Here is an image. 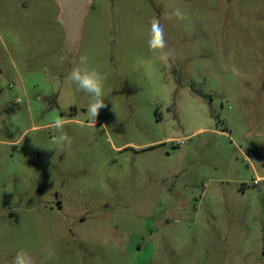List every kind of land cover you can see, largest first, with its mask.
<instances>
[{"label": "rangeland", "instance_id": "rangeland-1", "mask_svg": "<svg viewBox=\"0 0 264 264\" xmlns=\"http://www.w3.org/2000/svg\"><path fill=\"white\" fill-rule=\"evenodd\" d=\"M58 13L0 0V264H264V0H91L75 50Z\"/></svg>", "mask_w": 264, "mask_h": 264}, {"label": "clouds", "instance_id": "clouds-1", "mask_svg": "<svg viewBox=\"0 0 264 264\" xmlns=\"http://www.w3.org/2000/svg\"><path fill=\"white\" fill-rule=\"evenodd\" d=\"M185 11L179 7L166 13L167 19L183 20ZM145 42L149 51L154 53L156 62L167 65L170 59L174 58V50L168 49L164 27L159 20L153 19L150 22V28L145 33ZM66 79L77 86V88L88 97L87 114L92 120H96L99 111L106 107L104 100L105 76L95 68L88 66L87 57L81 55L78 62L71 68ZM57 130L62 133L63 121H55ZM57 142L68 147L71 146V139L66 134H61ZM8 264H33L32 257L25 251H18Z\"/></svg>", "mask_w": 264, "mask_h": 264}, {"label": "water", "instance_id": "water-1", "mask_svg": "<svg viewBox=\"0 0 264 264\" xmlns=\"http://www.w3.org/2000/svg\"><path fill=\"white\" fill-rule=\"evenodd\" d=\"M59 5L58 19L63 24L69 49L75 50L82 26V19L91 0H55Z\"/></svg>", "mask_w": 264, "mask_h": 264}]
</instances>
